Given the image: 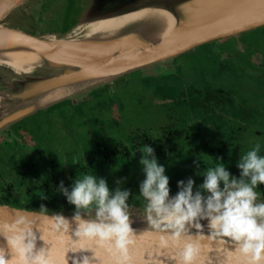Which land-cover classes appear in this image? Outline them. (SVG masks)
<instances>
[{
    "label": "rangeland",
    "instance_id": "rangeland-1",
    "mask_svg": "<svg viewBox=\"0 0 264 264\" xmlns=\"http://www.w3.org/2000/svg\"><path fill=\"white\" fill-rule=\"evenodd\" d=\"M73 2L74 12L78 13L79 1ZM67 5V0H29L9 15L3 25L51 35L48 36L50 38L54 35L77 37L89 30L90 24L95 20L70 26L71 20H67L70 13ZM156 14L157 11L150 10L146 16L156 19ZM256 30L255 28L228 35L217 41L222 42L228 52L246 50L247 38L252 37ZM208 46H211V43ZM180 60L188 63L193 60V56H181ZM175 65L174 58H166L138 68L132 71L133 73L129 71L90 85L78 82L76 87L79 90L64 99H68L71 106L52 114L41 113L38 127L29 130L26 137L11 130L15 121L0 126V199L10 198L11 201L5 203L26 208L75 211V205L67 206L65 203V195L60 190L61 183L71 191L78 174H93L98 179H106L111 189L117 184L115 180H119L116 168L124 167L128 161L124 157L97 158L101 147L109 148L113 143H122L131 148L134 139L153 140L143 145L150 144L154 148L158 162L166 169L165 174L186 182L191 176L184 171L181 173L180 170L191 167L194 159L192 153L196 155L195 158L203 156V153L207 154L204 149H200L201 143H210L211 147L217 150L219 141L216 139L219 137L212 138L211 121L199 115H192L189 108L179 102L150 105V99L153 102L156 96L147 94V97L143 98L139 82L140 75L161 76L175 72ZM253 67L258 65L253 64ZM55 71L56 67L17 69L0 62V91H4L5 86H9L12 80L38 79L52 75ZM253 77L229 69L222 76L208 77L207 80L197 78L194 83L200 89L208 86L219 91L237 88L238 84L253 88ZM257 83H264V79L258 78ZM262 93L261 98L264 97ZM48 107L31 114L47 110ZM14 108L16 107L7 109L1 115ZM232 114L223 111L220 117L223 120L232 119ZM175 128L185 131L179 143L180 149L187 154L183 159H179L172 150L176 144H169L164 140V134ZM258 128L255 124L247 129L242 139L244 146L252 148L254 143L259 142V139L253 136ZM166 149H170L168 157L163 155ZM188 150L192 153L189 154ZM133 153H136L134 149L131 151L130 165L139 169L140 184L146 177L139 156L137 153L133 156ZM130 174H134L132 170ZM142 219L143 214L132 215V220ZM201 223L207 228V220Z\"/></svg>",
    "mask_w": 264,
    "mask_h": 264
},
{
    "label": "water",
    "instance_id": "water-1",
    "mask_svg": "<svg viewBox=\"0 0 264 264\" xmlns=\"http://www.w3.org/2000/svg\"><path fill=\"white\" fill-rule=\"evenodd\" d=\"M28 1L0 0V32L8 36L6 38L0 34V44L9 43L11 40L18 43H30L54 54L65 52L69 56L59 63L41 66L56 67L52 75L38 79L12 80L9 86H5L4 91H0V126L66 99L79 90L76 87L78 82L90 85L166 58H174L222 37L264 26V0H78L76 24L99 19L106 13L132 14L150 21H157L164 11H173L193 24V27L181 36H174L173 31L165 29L163 33L170 37L169 40L162 42L159 39H152L148 44H141L138 48L122 52V56L111 63L96 66L92 63L103 61L109 53H114L112 47L116 44V39H108L101 46L88 38L79 36L54 35L55 37L48 38L44 34L4 26L3 22L6 18ZM150 10L157 11L156 19L146 16ZM60 46L63 47L62 50L59 49ZM102 48H105V53H102ZM75 65L87 66L68 69ZM61 89L63 92L57 97L46 96L48 93ZM13 107L16 108L1 115L2 112ZM170 196L174 195L170 194ZM130 211L133 215L143 214V211L135 207H131ZM74 213L73 211H46L0 202V229L6 223L15 222L20 216L28 217L35 223L33 230L37 237L43 234V228L45 239L48 241L46 243L38 239L37 251L41 248L50 250L48 256L52 264H63L69 248L75 250L81 243H86L74 241L78 239L74 235L77 226L76 221L72 219ZM53 214H62L71 221V231L68 234L72 236V239L67 235L61 237L58 233L49 232L43 216L51 217ZM143 220H132L140 224L132 223L137 239L136 243L130 246V260L127 264H178L180 248L162 247L161 233L148 228L146 221ZM204 231L208 234V228H204ZM87 246L95 247L96 256L93 250H69L68 264H74L77 258L82 260L85 255L92 259L93 264H119L117 256L106 248L94 244H87ZM0 247L5 249L10 259L13 253L2 232H0ZM235 247L231 241L224 245L205 240L202 242V251L195 264H247V258L236 252Z\"/></svg>",
    "mask_w": 264,
    "mask_h": 264
},
{
    "label": "clouds",
    "instance_id": "clouds-1",
    "mask_svg": "<svg viewBox=\"0 0 264 264\" xmlns=\"http://www.w3.org/2000/svg\"><path fill=\"white\" fill-rule=\"evenodd\" d=\"M138 150L142 153L139 162L146 177L140 183L139 192L146 201L143 219L148 228L161 233L162 247L180 248L178 264H195L205 240L224 245L231 241L235 251L247 258V264H264V199L257 191L264 184V155L260 154L259 144L240 156L239 177L220 163L198 173L205 179L196 191L191 177L186 182L178 181L179 191L175 196H170V178L158 162L154 148L144 144ZM60 190L76 208L72 219L77 223L74 235L78 239L74 241L86 242L75 250L69 248L63 264H68L69 250H93L96 256L95 247L87 244L106 248L117 256L119 264H127L130 246L137 239L128 203L130 190L117 187L113 191L106 179H98L93 174H78L71 191L63 183ZM43 217L49 232L72 239L68 234L71 231L68 218L62 214ZM203 220L208 221V234L201 223ZM34 225L28 217L20 216L0 229L13 253L9 259L0 247V264H52L50 250L37 251L38 239L48 241L43 228V234L37 237ZM74 264H93V261L85 255L82 260L75 259Z\"/></svg>",
    "mask_w": 264,
    "mask_h": 264
},
{
    "label": "flooded vegetation",
    "instance_id": "flooded-vegetation-1",
    "mask_svg": "<svg viewBox=\"0 0 264 264\" xmlns=\"http://www.w3.org/2000/svg\"><path fill=\"white\" fill-rule=\"evenodd\" d=\"M256 33V32H255ZM254 33V35L252 37L247 38V43L246 45H248V48L246 50H239L236 52H228L223 43L220 41H217L215 44L216 45H220L222 50L227 53V54H239L242 52H253V56L251 57V59H253V64L258 65V67H253V64L249 66L248 69L244 68V66H242L240 64V60H238V62H233L232 66L233 70L238 71L241 74L244 75H248V76H254L253 78V88L250 87H244L242 85H237V88H225L222 91H219V89L213 88V87H208L205 86L203 89H200L196 86V84L194 83V81H196L197 78L203 80L206 79L208 77H214L212 75H208V76H194L192 75V78L189 79L188 83H174L175 87H174V91H181L182 89H180V85L183 88L186 87H191L192 89H198V90H216L218 91V93L216 94L217 96H213L212 94L208 93L207 98L200 100L198 102V104L194 106V108L190 107L188 104L185 103H181V101L179 99H173V100H162L160 99L158 96L154 97L152 102V99H150L149 103L150 105H157L159 103L161 104H167L170 103L171 101L174 102H179L180 104H182L183 106H186L189 108L190 112L192 115H199L202 116L204 118H206L208 121H211V126H212V131L211 135L212 138L215 136H218L219 139H216L219 141V143H217V150H214L210 143H204L202 144L201 142V148L200 149H204V152H207V154L203 153V156L200 155L199 157L195 158L196 155L193 154L191 151L188 150V153L193 155L194 159L193 162L191 163V167L188 169H181V173H183L182 171H184V173L190 175L192 177V179L195 180V186H194V191L199 189V185L203 183L205 177L203 175H199L198 173H202V169L200 168L199 162H197L198 160L202 159L204 160V164L209 166V167H213L212 164H214L215 161L220 160V157L222 155H226L227 153H231L230 151L235 150V154L227 159L225 161V166L226 169L233 175L236 177H239L241 170L237 167L239 158L242 154L246 153L247 151H249L250 149H252L256 144L260 145V154L264 155V153H261V149L264 148V141H262L264 139V97L261 98L260 94L261 92H263L262 94L264 95V83H257L258 82V77L260 76V74H264V53L262 52L261 49V44L258 40V38L256 37V34ZM55 37V36H53ZM52 38V37H51ZM223 45V47H222ZM252 61V60H251ZM174 63L176 64V70L175 72L169 73V74H175V75H181V72L179 71V65L184 62H182L180 59H174ZM186 63V62H185ZM260 63H263L262 66H259ZM223 71V69H222ZM221 71V74L219 73V75L217 76H222V73H227V71L225 70L224 72ZM168 75V74H167ZM150 76H155V77H160V76H156V75H147V76H139V82L141 83V80H143L145 77H150ZM164 76V75H161ZM233 77V76H232ZM216 78V77H215ZM260 79V78H259ZM227 86V85H226ZM233 87V86H232ZM140 90L142 92V97L146 98L147 94L146 92L142 89V83L140 84ZM259 92V93H258ZM220 94L222 97H220ZM158 102V103H156ZM71 105V104H70ZM222 110V111H221ZM220 111V112H219ZM223 111H229L232 112V119H225L223 120L220 116H221V112ZM46 114L49 113L47 112V110H41V112H37L35 114H31L28 115L24 118L18 119L15 122L12 123L11 125V130L14 133H19L20 135L23 134L22 137H26L28 136L27 134L29 133L28 131L31 129H34L35 127H38L39 123L41 122V117L42 114ZM53 112H51L52 114ZM219 113V114H218ZM215 118V120H214ZM257 124L258 125V129L256 130V133L253 135L254 137H256L257 139H259V142H257L256 144L254 143L252 148L246 147L244 146L245 144H243V136L244 133L247 131L248 128H250L251 126ZM13 127V128H12ZM185 131L184 130H180V129H171L170 131H168L167 133L164 134V140L171 144L173 143L175 146H173V152L174 154L179 158V159H183L185 156H187L186 152L180 149L179 143L181 141L182 136H184ZM25 135V136H24ZM169 136H172L170 139H168ZM153 140L145 138L143 140H139V139H134L132 141V147L129 148L127 146H125L122 143H113L110 145L109 148H107L106 146L101 147L102 150H100L97 158H104V157H108V156H112L115 159H121V158H127L128 164L125 165L124 167H117L116 171L118 172L119 175V180L120 181L122 178L124 179H128L129 177L135 176L137 175V182L139 184L138 181V174H139V169L137 168H133L130 163H131V151L132 149L135 150V152L137 153V155L139 156V158H141L142 153L138 150L143 143H150ZM120 145L121 148H125L126 152H114V146L115 145ZM170 149H166L164 150L165 152L163 153V155L165 157H168L169 151ZM214 150V151H213ZM103 151V152H101ZM203 152V151H202ZM213 152V153H211ZM211 153V154H210ZM206 155V156H205ZM161 158L163 159V157L161 156ZM206 160V161H205ZM228 162V163H227ZM184 167V166H183ZM122 170H126L127 174H122L121 171ZM133 171L134 174H130V171ZM170 178V182L173 185V189L170 191V194H175L179 191L178 188V179L171 177L170 175H167ZM118 181L115 180V182ZM10 186V185H9ZM257 191L260 193V198L264 199V184L259 185V187L257 188ZM207 195V194H205ZM10 198H4L3 200L0 199V201H4V202H10L9 201ZM64 201L66 204H68V200L67 197L64 196Z\"/></svg>",
    "mask_w": 264,
    "mask_h": 264
},
{
    "label": "bare ground",
    "instance_id": "bare-ground-1",
    "mask_svg": "<svg viewBox=\"0 0 264 264\" xmlns=\"http://www.w3.org/2000/svg\"><path fill=\"white\" fill-rule=\"evenodd\" d=\"M192 27L193 24L188 19L173 11H164L161 18L157 21H150L132 14L114 15L106 13L103 17L93 21L89 30L80 34L79 37L88 38L97 45L103 44L108 39L117 40L114 47H112L114 53H109L103 61L92 63L96 64V66H101L119 59L122 56V52L138 48L141 44H148L152 39H159L162 42L169 40L170 37L163 33L165 29L173 31L174 36H181ZM0 34L8 38L6 34L2 32ZM59 49L62 50L63 47L60 46ZM105 52V48H102V53ZM68 56L65 52L54 54L43 47L30 43H18L11 40L9 43L0 44V62L7 63L17 69L59 63ZM84 66L87 65L70 66L68 69H78ZM62 92V89L55 90L46 94V96L54 98L61 95ZM132 223L140 224L134 221Z\"/></svg>",
    "mask_w": 264,
    "mask_h": 264
},
{
    "label": "trees",
    "instance_id": "trees-1",
    "mask_svg": "<svg viewBox=\"0 0 264 264\" xmlns=\"http://www.w3.org/2000/svg\"><path fill=\"white\" fill-rule=\"evenodd\" d=\"M68 3V10H69V16L67 17V20H71V25L76 24V21L78 19L77 13L74 12L73 8V0H67ZM73 12V14H71ZM256 37L258 38L262 52L264 53V26H261L257 28L256 30ZM216 41H211L208 43H205L203 45H200L188 52H185L183 54H180L174 59H180L181 56H193V60H189L188 63H181L179 65V71L181 72V75H175V74H168L160 77L150 76L145 77L143 80H141L142 83V89L146 92V94H149L151 96H158L162 100H173V99H179L181 103L188 104L190 107L194 108L195 104L197 105L200 100H203L207 98L208 93L212 94L213 96H217L216 94L218 91L216 90H198V89H192L191 87L183 88L180 85L181 91L177 92L174 91V83H188L189 79L192 78V75L196 76H208L212 75L217 77L219 73L221 74V71L224 72L225 70L233 69L232 64L233 62H238L240 60V64L244 66V68L248 69L250 65L253 64V59L251 57L253 56V52H242L239 54H227L225 53L220 45H216L213 43H216ZM211 43V46H208V44ZM252 60V61H251ZM251 67V66H250ZM133 73V72H132ZM223 74V73H222ZM260 79H264V74H260L258 77ZM220 97L221 94H220ZM70 101L62 100L57 103H54L50 105L47 109V112H56L58 110H64V108L70 107ZM172 136H169L168 139H170ZM114 152H126L125 148H121L120 145L114 146ZM231 153H227L226 155H222L220 157V160L215 161L214 164H212L213 167H215L217 164H225V161L229 158H231L235 154V150L230 151ZM261 153H264V148L261 149ZM206 161V160H205ZM228 161V160H227ZM200 168L202 169V172L205 168H208L209 166L204 164L203 158L198 160ZM228 163V162H227ZM122 174H127L126 170L121 171ZM136 176V175H135ZM132 176L128 179L122 178L116 185H114L111 190H115L117 187H121L122 189L130 190L132 195H130L128 203L131 207L138 208L139 210L143 211L144 205L146 201L143 200V197L140 196V184L137 182V177ZM174 187L170 182V189L172 190ZM175 196V194H172ZM67 206H73V204H70L68 202ZM76 211V210H75ZM73 211V212H75Z\"/></svg>",
    "mask_w": 264,
    "mask_h": 264
}]
</instances>
